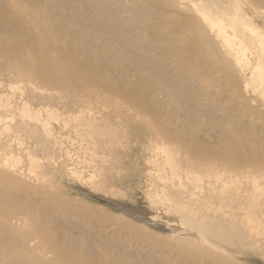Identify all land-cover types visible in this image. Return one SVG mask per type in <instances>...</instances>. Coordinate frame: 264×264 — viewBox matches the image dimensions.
Returning a JSON list of instances; mask_svg holds the SVG:
<instances>
[{"label": "rangeland", "instance_id": "rangeland-1", "mask_svg": "<svg viewBox=\"0 0 264 264\" xmlns=\"http://www.w3.org/2000/svg\"><path fill=\"white\" fill-rule=\"evenodd\" d=\"M10 1L0 0L1 44L22 42L23 34L21 31L18 33V27L25 22L28 23L25 31L27 34L36 35L42 31L41 28L49 29L45 20L33 11L37 5L26 8L22 0L12 1V4L24 6L22 16L6 17L4 3L9 4ZM240 1L242 16L264 31V6L251 4V7L248 5L250 0ZM211 2L221 10L227 6V12L231 13L228 5L232 0ZM59 17L67 18L66 11ZM155 21L153 24L147 22L139 34V38H144L148 45L154 39L171 35L159 33L155 29ZM65 23L69 24V21ZM6 24L8 28L4 29ZM80 30L66 31L82 44L85 39L83 43L87 41L88 34ZM150 32L154 33L151 35ZM165 45L166 49L172 47L178 54H171L172 49L169 54L151 49V56L156 57L173 76L184 75L180 76L185 77L182 82H178L185 99L181 100L184 103L182 107L178 105L179 110L174 100L169 95L166 97L167 93L161 90V86L150 81L145 71L142 73V68L133 65L127 58H116L118 63L115 69L124 71L133 85L144 90L136 99L159 96L165 104L164 108L149 114L135 106L126 96L105 93L97 85L88 86L83 92L85 95L82 103L68 105L66 108L75 113L69 119L78 116L77 111L84 108L85 111H92L94 121L90 128L78 134L72 126L61 131L60 125L53 123V138L62 142V147L53 151L41 150L33 134L24 135L17 126L21 122L18 110L23 103L33 111L50 108L26 97L20 100L17 94L10 98L6 84L9 82L0 77V99L7 98L13 103L10 110L0 109V119L9 124V118H12V127L0 136V160L10 154L21 159L19 171L8 169L0 161V240L7 226L17 228V233L23 234L27 240L23 247L0 242V264H264V219L260 211H257L259 199L252 193L249 183L246 184L248 180L240 172L223 175L237 182L236 186L233 185L227 191L229 199L234 198L235 202L228 203L227 208L212 206L219 214L225 213L227 216L233 212L242 218L238 220L242 226L240 240L233 239L232 246L214 242L222 251L201 244L191 232L180 231L182 227L178 214L166 204L164 206V203L155 200V195L162 193L164 181L161 179L165 175L161 159L155 153V146L169 148L173 153L171 158L179 173L182 172L181 178L185 182L189 175L201 177L197 168L211 170L227 166L236 169L245 167L239 158H233L231 164H225L220 156L196 158L190 151L161 137L155 117L167 115L169 121L179 124L187 138L191 137L198 143L201 140L199 144L205 149L218 146L223 135L227 134V138H231L232 133L238 131L242 145L251 144L250 147L258 156L264 152V144L261 142H264L262 93L254 88L245 90L241 80L215 62L201 45L193 42L187 49L182 43ZM8 53L22 61V52L17 55L3 48L0 56H8ZM27 68L22 66L23 70ZM4 71L5 64H0V72ZM75 73L81 74L82 71L77 69ZM65 90L70 92L73 89ZM43 93L46 96H60L59 91L51 88L43 90ZM58 112H64L63 108ZM84 116L90 117L88 113ZM80 136H85L83 141L79 140ZM65 153L69 156H65ZM83 153L89 155L84 157ZM60 154L62 157L59 160ZM190 161L195 169L187 166ZM35 166L36 172H33ZM190 190L187 187L179 191L178 198L168 199L176 202L183 199L185 207H188L187 202L191 197L193 200L203 199L201 194L189 197ZM6 205L15 207L6 211ZM191 207L195 209V215L203 212L199 204ZM246 216L252 218V221H247Z\"/></svg>", "mask_w": 264, "mask_h": 264}, {"label": "bare ground", "instance_id": "bare-ground-1", "mask_svg": "<svg viewBox=\"0 0 264 264\" xmlns=\"http://www.w3.org/2000/svg\"><path fill=\"white\" fill-rule=\"evenodd\" d=\"M12 1L9 4L4 3L7 10L6 17L19 18L24 13V6L18 3L12 4ZM22 1H25L23 4L26 5V8H29V5L32 8L33 5H37L33 11L42 20H45L49 29L41 28L42 31H39L36 35L27 34L25 31L28 23L25 22L18 27V33L21 31L23 34L22 42L8 45L0 43V52H3V48L6 52H14L17 55L22 52V55H20L22 61L16 60L9 53L8 56H0V64H5V71L4 73L0 72V77L9 82L6 84L10 91V98L17 94L20 100L26 97L30 101L50 108L49 110L39 109L33 111L23 103L21 109L18 110L21 121L17 125L19 131L21 130L24 135L32 133L34 141L41 150L53 151L55 148L60 149L62 147V142H57L56 138H53V123L59 124L61 131L72 126L77 134L90 128L91 123L94 121L91 116L92 111H85L84 108H81L77 111L78 116L69 119V116L75 113L68 111L66 108L68 105L82 103L85 95L83 92L88 86L97 85L105 93L126 96L135 106L149 114L161 111L164 108L165 104L158 98L159 96L148 97L144 100L136 99V96L144 90H141L138 85H133L129 80L130 77L127 78L124 71L115 69L118 58H127L133 65L142 68V73L145 71L144 74L149 76L150 81L157 82L161 86V90L167 93L166 97L169 95L171 100H174L177 104V107L178 105L181 106V100L184 98L181 92L182 86L179 89L178 82H182L185 77H181V79L180 76L184 75L173 76V73L165 69L156 57L151 56V49H158L162 54L164 52L169 54L172 47L168 50L165 44L180 45L182 43L186 46V49L193 42L201 45L215 62L224 68L226 67V70L231 71L234 76L241 80V85L245 90L254 88L264 96V31L256 27L251 20H247L242 16V2L240 0H232L229 3L231 13L227 12V6H224V9L221 10L217 5L212 4L211 0ZM250 1L251 3H248V5L251 7L253 6L251 4L264 6V0ZM65 11L67 18L61 19L59 16ZM153 20H156L154 22L155 29L159 33H170L171 35L170 37L167 35L168 38L159 37L154 39L148 45L143 37V39L139 38V34L147 26V22L150 21L153 24ZM65 21H69V24H66ZM7 28L8 24L4 25V29ZM77 28L81 29L82 33L85 31L88 34L85 43L83 42L86 39L82 44H79L78 39L75 40V37H72L66 31L67 29ZM150 33L152 35L154 32ZM86 43L90 45H86ZM139 43L141 44L139 45ZM173 50L171 54H178L177 51ZM173 59H175V56ZM23 65L28 68L23 70ZM77 69H81L82 73L76 74L75 70ZM35 85L37 87H33ZM187 87H190V85ZM48 88L59 91L60 96H46L43 90ZM65 88L73 90L69 92ZM188 104L186 103L187 106ZM12 106L13 103L10 99H0V109L10 110ZM61 108L64 112L59 113L58 111ZM169 112L171 113V111ZM86 113L89 114V118L84 116ZM155 118L157 130L161 137L164 136L163 138H166L169 142L171 141L173 144L183 147L185 151H190L191 155L198 159L220 156L224 159L225 164L227 162L231 164L233 158H239L243 161L245 167H242V169L228 166L211 170L197 168L201 177L189 175V177H186L187 182H185L181 178L182 172L179 173L177 165L171 158L173 153L169 148L167 146H155V153L161 159L164 166L162 172L165 174L164 178L161 179L164 181V188L161 195H155V200L164 203V206L166 204L170 207V210L178 214L180 227H182L180 231L185 230L188 233H193L201 244L217 250L220 249L214 242L232 246L233 239L240 240L242 238V226L238 222L242 219L241 215L233 212H229L227 216L225 213L219 214L217 209H213L212 206H218V209L227 208L228 203L235 202L234 198L229 199L227 191L233 185L236 186L237 182L223 175L229 174V172H240L244 175V179L248 180L246 184L249 183L252 193L258 197L257 211H260V215L264 219V152L258 156V153L250 147L251 144L250 146L247 144L242 145V142L239 141L241 137H239L238 131L233 132L231 138H227V134L223 135L224 137L218 146L205 149L199 144L201 140L198 143L191 137L187 138L184 132H181L179 124L169 121L167 115ZM10 120L12 118H9V124H7V122L0 119V136L12 127ZM84 137L80 136L79 140L83 141ZM76 139L78 140V138ZM256 139L259 140L258 137ZM261 142L264 144L263 140ZM87 154L89 155V153H86L84 157ZM64 155L69 156L68 153ZM61 157L60 154L58 159L60 160ZM0 161L2 165L12 171L20 170L21 159L18 156L10 154ZM187 166L195 169L192 161L187 162ZM35 169L36 166L33 172H36ZM30 171L32 172V170ZM187 187L191 189L189 197L201 194L203 199L193 200L191 197L187 202L188 207L184 206L183 199L177 200V202L168 199L169 197L178 198L180 192L186 190ZM20 202L23 203V201ZM194 204L203 207L201 214H193L195 209L191 206ZM6 206L8 207H5L6 211H10L15 207L14 205ZM245 218H247V221H252L249 216ZM26 241L25 236L17 233V228L13 226L5 228V235L0 240L2 244H13L19 247L25 246ZM11 264L23 263L13 262Z\"/></svg>", "mask_w": 264, "mask_h": 264}]
</instances>
